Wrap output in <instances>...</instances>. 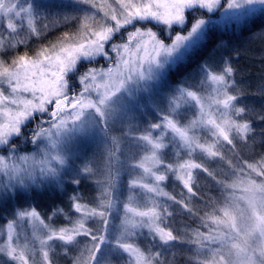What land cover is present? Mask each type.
I'll use <instances>...</instances> for the list:
<instances>
[{
  "label": "snow or ice",
  "instance_id": "1",
  "mask_svg": "<svg viewBox=\"0 0 264 264\" xmlns=\"http://www.w3.org/2000/svg\"><path fill=\"white\" fill-rule=\"evenodd\" d=\"M258 17L264 0H0V264H264V105L234 63Z\"/></svg>",
  "mask_w": 264,
  "mask_h": 264
},
{
  "label": "trees",
  "instance_id": "2",
  "mask_svg": "<svg viewBox=\"0 0 264 264\" xmlns=\"http://www.w3.org/2000/svg\"><path fill=\"white\" fill-rule=\"evenodd\" d=\"M260 21H264V17H258L257 23ZM63 31V29H62ZM58 34V33H57ZM225 36L231 35L230 32L223 33ZM246 49L241 50L240 59L236 60L235 66L240 69V72L237 73V78H244L243 87L249 94V99L246 103L255 106L257 109H260L262 105H264V98H262L258 93V86L261 83H264V41L254 40L246 44ZM23 51V49H21ZM260 127H264V125H258L254 128V131H259ZM238 149L240 146L238 145ZM258 151L260 149H257ZM241 160L249 159L250 156L247 150H240L239 152ZM227 155L230 157L231 152H227ZM199 162V158H197ZM210 167L218 168L219 164L210 163ZM198 184L205 185L206 181L201 175L197 181ZM167 189L172 192L175 191L178 193L180 191V187L178 185H174L172 182L167 183ZM70 191V190H69ZM37 204L39 205L38 210L40 211H50L48 205L52 203V200L48 196L41 197L37 199ZM59 203V200L56 201ZM3 223V221H0ZM179 264H183L182 260H179Z\"/></svg>",
  "mask_w": 264,
  "mask_h": 264
},
{
  "label": "rangeland",
  "instance_id": "3",
  "mask_svg": "<svg viewBox=\"0 0 264 264\" xmlns=\"http://www.w3.org/2000/svg\"><path fill=\"white\" fill-rule=\"evenodd\" d=\"M217 15H219V14H217ZM153 122H155V121H153ZM123 158V157H122ZM185 158H187V157H185ZM195 159H197V158H199V156H197V157H194ZM129 175L127 174V172H125V173H123L122 174V177H121V179H122V184H121V187L124 189V193H123V195L121 196V200H123V199H125V197L127 196V183H128V180H129ZM84 191H85V194L87 195L88 194V190L87 189H83ZM167 191H169L168 189H167ZM170 192V191H169ZM93 195L95 194L94 192L92 193ZM121 208H122V205H121ZM63 218H61V220H62ZM117 223H118V221H117ZM59 264H64V260H60L59 261Z\"/></svg>",
  "mask_w": 264,
  "mask_h": 264
}]
</instances>
